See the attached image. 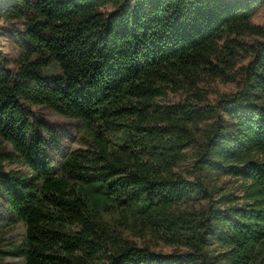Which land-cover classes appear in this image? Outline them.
<instances>
[{
  "label": "trees",
  "instance_id": "16d2710c",
  "mask_svg": "<svg viewBox=\"0 0 264 264\" xmlns=\"http://www.w3.org/2000/svg\"><path fill=\"white\" fill-rule=\"evenodd\" d=\"M262 3L0 0V199L25 229L0 233V264H264ZM242 52L238 87L211 100L199 84ZM34 106L87 131L58 172Z\"/></svg>",
  "mask_w": 264,
  "mask_h": 264
},
{
  "label": "rangeland",
  "instance_id": "374dc122",
  "mask_svg": "<svg viewBox=\"0 0 264 264\" xmlns=\"http://www.w3.org/2000/svg\"><path fill=\"white\" fill-rule=\"evenodd\" d=\"M253 22L255 24H264V0L261 6L258 8ZM9 24L0 22V27H2V34L0 36V41L3 44V47L8 51H13L11 46L12 39L9 36V33L5 31ZM0 30V31H1ZM246 41H252L254 37L245 36ZM245 52H242L237 60L236 66L230 72L229 77H212L206 76L199 87H202L203 90L207 91L211 100L216 99L220 93H228L235 91L238 87V80H234L232 77L240 76V67L244 65L248 59L245 58ZM186 96L185 92H170L167 96L163 97L160 101L162 103H174L181 101ZM37 116L44 119L52 127V134L50 136L51 144L48 148L49 154L53 161L55 171H59L60 164L64 156H66L72 150L85 147V141L88 138L87 131L84 125L77 119H72L68 117L61 116L48 108L42 106H34ZM188 157L187 161L183 162L181 167L187 168L190 166L194 148L189 147L187 149ZM219 184L222 187L221 191H230L234 192L236 195H242L241 190V180L231 178L229 176H224ZM24 225L22 222L11 220L5 214V205L4 202L0 199V233L5 237V243H10L14 241H20L24 237ZM140 243L149 242L155 250L163 251L165 253L171 252L172 247L164 245L161 242H158L154 239L146 241L148 238L143 240L142 238H135ZM7 262H13L12 259H7ZM17 262V261H14Z\"/></svg>",
  "mask_w": 264,
  "mask_h": 264
}]
</instances>
